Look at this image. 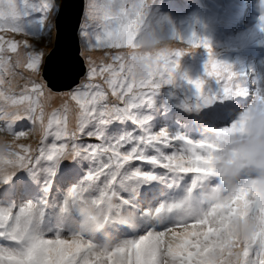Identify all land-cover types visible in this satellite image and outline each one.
<instances>
[{
    "label": "snow or ice",
    "instance_id": "obj_1",
    "mask_svg": "<svg viewBox=\"0 0 264 264\" xmlns=\"http://www.w3.org/2000/svg\"><path fill=\"white\" fill-rule=\"evenodd\" d=\"M237 2L257 9L235 36L247 48L264 0ZM36 3L40 47L0 0V264H264V179L240 163L264 167V53L222 59L158 0H83L73 55L62 0ZM173 111L190 130H154ZM157 169L179 195L153 206Z\"/></svg>",
    "mask_w": 264,
    "mask_h": 264
},
{
    "label": "rangeland",
    "instance_id": "obj_2",
    "mask_svg": "<svg viewBox=\"0 0 264 264\" xmlns=\"http://www.w3.org/2000/svg\"><path fill=\"white\" fill-rule=\"evenodd\" d=\"M187 1L183 0L182 2ZM204 3V6H200L201 8L204 7H211L207 11H196L189 15V17L186 20H182L181 18H178L177 15L169 16L167 15L172 23H176L175 26L171 25V27H174L175 30L185 37L189 35V33L192 30L197 31L201 35H207L210 39L217 38L216 40V51L219 54L220 58L230 61H239V62H247L252 63L254 60L255 62H259V58L257 55H255L254 51H261L257 47L264 46V37L260 36L255 32L253 29L251 35H255L256 38L251 37L250 41H255L253 50L248 51L247 48H241L239 42L236 41L235 36L238 30L243 29L246 25L251 26L254 25L256 22L255 13L257 9L255 7L250 8L247 12H245V16L240 18V22L236 25H234L232 28L229 29H222V31L219 29V27L225 22V19L227 17V9L231 5L233 0H202ZM161 1L158 0V7L160 11L165 12L167 10L166 5H162ZM172 5V3H170ZM33 5V6H32ZM216 5V6H212ZM241 6V4H240ZM19 7L23 10V16L20 21L22 26H26L33 35L32 42L37 46H43L48 43V37L45 34L44 28L41 25V20L39 19L38 14V5L36 3V0H19ZM193 6H189L191 9ZM198 7V6H196ZM240 9H243V5ZM25 20H27V24H25ZM199 20L201 23L197 24L196 21ZM207 25V28L205 29L203 25ZM169 26H166V30ZM224 31V32H223ZM55 30L53 32V43L55 42ZM228 37L227 41H223L222 39H226ZM221 41V42H220ZM220 42L219 47L217 46V43ZM92 56L94 59H97L99 56V52H93ZM203 60V55L198 54L197 55V61L200 62ZM184 64L186 67L191 66L192 61L189 58L184 59ZM158 102L163 105L164 104V98L162 97ZM162 119L160 120V116H157L154 121V130H159L160 127H169L170 131H183L188 132L190 129L181 127L187 120L185 119V115L182 114L179 111H173L170 115L167 116H161ZM188 118V117H187ZM157 121V123L154 124V122ZM158 124V126H157ZM160 124V126H159ZM249 165L245 166L247 169ZM254 167V165H251ZM256 172H260L256 169H253ZM253 170H250L252 172ZM163 172V171H162ZM164 176V179L168 177L165 173L162 175ZM175 179V178H174ZM59 196V194H57ZM171 197L165 198L169 199ZM156 201L153 200L152 203H155ZM145 206H148L147 204ZM172 220V218H169V221ZM128 236H131V233H128Z\"/></svg>",
    "mask_w": 264,
    "mask_h": 264
},
{
    "label": "water",
    "instance_id": "obj_3",
    "mask_svg": "<svg viewBox=\"0 0 264 264\" xmlns=\"http://www.w3.org/2000/svg\"><path fill=\"white\" fill-rule=\"evenodd\" d=\"M65 5L64 13L60 18V43L62 47L70 49L73 55L76 54L79 48V42L72 37V30L76 24L78 15L81 13L83 0H62ZM83 60V56H80ZM56 87L60 88L61 91H65L63 88V81H53Z\"/></svg>",
    "mask_w": 264,
    "mask_h": 264
},
{
    "label": "trees",
    "instance_id": "obj_4",
    "mask_svg": "<svg viewBox=\"0 0 264 264\" xmlns=\"http://www.w3.org/2000/svg\"><path fill=\"white\" fill-rule=\"evenodd\" d=\"M159 1H161V3H163L162 5H166V6H169V8H170V6L171 7H173L174 9H175V5H177V6H179L180 7V9H175V10H177V11H182L183 9H184V6H188L191 2H188V1H184V2H182L183 0H159ZM191 1H195V0H191ZM201 3H203V1L202 0H199ZM170 3H172V5L170 4ZM174 9H169V10H171L170 12H172ZM161 12V14H163V15H169V14H167V13H162V11H160Z\"/></svg>",
    "mask_w": 264,
    "mask_h": 264
},
{
    "label": "clouds",
    "instance_id": "obj_5",
    "mask_svg": "<svg viewBox=\"0 0 264 264\" xmlns=\"http://www.w3.org/2000/svg\"><path fill=\"white\" fill-rule=\"evenodd\" d=\"M234 2V1H233ZM211 7H209L207 10H209ZM228 8H233L232 7V3H231V5L228 7ZM206 10V11H207ZM230 12V13H229ZM229 12H227V16H229L230 14H232V11H229ZM55 43V42H54ZM252 173H256V171L255 170H253L252 171ZM260 173V177H261V179H264V172H259ZM243 209V201H238L237 203H236V206H235V209H234V211H241Z\"/></svg>",
    "mask_w": 264,
    "mask_h": 264
},
{
    "label": "bare ground",
    "instance_id": "obj_6",
    "mask_svg": "<svg viewBox=\"0 0 264 264\" xmlns=\"http://www.w3.org/2000/svg\"><path fill=\"white\" fill-rule=\"evenodd\" d=\"M32 6H33V5H32ZM167 8H168V9H170V8H171V9H174V8H173V7H171V6H170V8H169V6H167ZM175 9H177V10H178V9H180V7H179V6H177V5H175ZM182 20H185V19H184V18H182Z\"/></svg>",
    "mask_w": 264,
    "mask_h": 264
}]
</instances>
